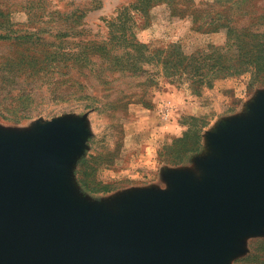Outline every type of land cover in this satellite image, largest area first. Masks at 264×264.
Listing matches in <instances>:
<instances>
[{"label": "rangeland", "instance_id": "rangeland-1", "mask_svg": "<svg viewBox=\"0 0 264 264\" xmlns=\"http://www.w3.org/2000/svg\"><path fill=\"white\" fill-rule=\"evenodd\" d=\"M136 1L0 0V31L25 36L0 39V134L32 137L50 122L78 127L62 158V184L110 209L136 191L166 189L173 170L197 175L196 159L210 152L206 133L245 115L264 93V54L238 58L254 42L264 49L255 35L264 33V0H158L146 14L133 9ZM123 7L131 15L124 26L145 47L111 43L110 57L93 52L94 42H108L106 21ZM57 46L86 59L49 65L44 58ZM215 47L247 70L214 76ZM178 50L202 72L163 68L164 54ZM119 54L125 62L143 54L141 70L119 68L112 60ZM198 134L199 150L178 162L177 150L196 145ZM222 264H264V225L239 236Z\"/></svg>", "mask_w": 264, "mask_h": 264}, {"label": "water", "instance_id": "water-1", "mask_svg": "<svg viewBox=\"0 0 264 264\" xmlns=\"http://www.w3.org/2000/svg\"><path fill=\"white\" fill-rule=\"evenodd\" d=\"M78 135L52 122L32 137L0 134V264H222L264 225V93L206 133L197 175L173 170L166 189L113 209L64 189L62 158Z\"/></svg>", "mask_w": 264, "mask_h": 264}, {"label": "trees", "instance_id": "trees-1", "mask_svg": "<svg viewBox=\"0 0 264 264\" xmlns=\"http://www.w3.org/2000/svg\"><path fill=\"white\" fill-rule=\"evenodd\" d=\"M157 1L158 0H137L131 6L133 7V9L136 10V12H141L143 14H146L148 11V8ZM127 9H128L127 7H123L122 9L119 10V12L117 13L115 17L106 21L109 27L110 39L108 40V42H105V41L94 42L93 47H91L94 50L93 52H96V50H98L100 53H103L106 57H110L109 55V52L111 51L110 48H113V46H108V45L111 43H113V45L120 46L123 50L130 48L136 52L140 51L142 48L145 47L144 44L139 43L138 41H136V39L133 36H130L129 29L124 26L125 21L129 20L127 19L128 18L127 16L131 18V15L128 14ZM75 11L76 10L72 11L71 13L74 14ZM173 12H176V11H173ZM69 17H70L69 14L65 15V18H69ZM255 35H259L258 40L262 39L261 37L262 35L264 37V33L255 34ZM15 36H12L8 31H4V32L0 31V39H12V38L18 39V38L25 37L22 35L16 36V37ZM29 36L31 35L29 34ZM227 36H228V33H227ZM227 44H228V37H227L226 45ZM258 45H262V42H254L251 45H249V48L247 47V50L239 51L238 53L239 61H243V60L253 61V60L261 59V54H264V49L260 48ZM255 46H257L258 48L256 50V53H255V48H253ZM221 49L222 47H215V50L218 52L215 54L213 58L214 63L212 64V70H211V73L214 76L218 77V76L232 75V74L240 73L241 71L247 70V67H237V66L232 67V64L231 63L229 64L228 59L225 58L226 54L220 51ZM86 54L87 53L85 51H81V50L78 52L68 51V49H65V47L63 46H57V47H54L47 54V56L45 55L46 57L44 59L49 63V65L50 64L53 65L56 63L57 64L64 63L65 61L70 60V59H72L73 61L76 60L80 62L86 59V56H84ZM126 55L129 56L128 51L126 52ZM142 55H137L136 57H134V60L132 58L133 62H125L127 58L123 60V54L114 56L112 60L114 64H118L119 68H125L126 66L130 65L129 69L132 72H136L138 70H141L140 62H142L141 60V58L143 57ZM172 56L173 55H170V54H164L163 59L161 61L163 68L167 67L168 69H172L174 71V70H180V69L185 70L187 69V67L190 66V71H193V73L202 72V71H199L200 69H202V67L198 63L187 58L189 56L183 55V53L182 52L180 53L179 50L177 54L174 56L175 59ZM177 56H180L181 58L178 59ZM184 58L189 59L185 64H184ZM238 66H242V65H238ZM252 67L255 68L256 71H262L259 66L258 67L251 66L250 68ZM36 70L37 69H35V71ZM177 140H180V139H177ZM195 142H196V145H193L192 147L187 148L183 145L181 149L177 150L178 152L177 161L178 162L184 161V158L186 157L188 153L199 150V147H200V135L199 134L196 135ZM166 148L171 149L172 146H169Z\"/></svg>", "mask_w": 264, "mask_h": 264}]
</instances>
